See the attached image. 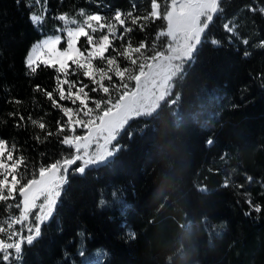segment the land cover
Instances as JSON below:
<instances>
[{
	"label": "trees",
	"instance_id": "trees-1",
	"mask_svg": "<svg viewBox=\"0 0 264 264\" xmlns=\"http://www.w3.org/2000/svg\"><path fill=\"white\" fill-rule=\"evenodd\" d=\"M32 2L29 9L24 0H0V139L9 148L16 145L14 158L26 157L28 178L41 163H54L72 152L58 136L45 140V133H55L57 122L64 124L66 118L42 91H34L36 85L53 91L57 71L41 65L31 74L25 67L30 48L58 34L62 22L52 17L75 16L83 9L111 21L117 10L141 17L151 11V0H48L44 22L34 26L29 14L42 7ZM158 2L163 14L164 1ZM246 6L264 7V0H222L223 12L214 17L175 79L172 94L155 113L130 122L132 134L121 133L115 141L120 151L112 159L85 176H69L53 218L34 245L25 246L21 264H83L79 253L84 241L88 250L104 248L102 264H264V48L259 47L264 16ZM233 19L239 39L234 36L229 44L222 25ZM139 23L146 25L143 32L125 21L133 31L123 42L113 41L117 50L129 39L133 46L142 40L150 46L157 29L166 27L163 20ZM212 39L223 47L207 42ZM168 42L161 36L139 60L145 63L163 52ZM79 47L84 49L83 39ZM118 60L122 68L132 67ZM95 64L103 66L98 60ZM68 78L91 87L79 73ZM113 83H120L115 76ZM117 95L113 92L114 100ZM12 112L24 121L10 117ZM30 116L45 123V130L33 126ZM225 180L229 187L223 186ZM249 198L261 212L245 215ZM10 214L18 211H5L0 202V219Z\"/></svg>",
	"mask_w": 264,
	"mask_h": 264
},
{
	"label": "snow or ice",
	"instance_id": "snow-or-ice-1",
	"mask_svg": "<svg viewBox=\"0 0 264 264\" xmlns=\"http://www.w3.org/2000/svg\"><path fill=\"white\" fill-rule=\"evenodd\" d=\"M16 2L19 4L21 0ZM24 2L26 7L33 8L32 0ZM34 3L36 7H42L40 15L35 12L29 14V19L35 26L44 22L48 14V0H44L43 5L41 0H34ZM221 4L222 0H164V12L161 14V3L151 0V11L143 17L134 16L133 12L122 13L117 10L112 17L116 23L102 22L107 18L100 13L85 15L83 9L80 10V15L84 17L82 23L70 18L68 13L52 17L53 20L62 22L63 27H58L56 32L63 34L47 36L35 43L25 58V67L31 74H35L41 65L57 71L56 87L53 91L41 89L39 85L35 86L34 91H42L52 102V106L66 118L64 124L57 122L55 133H45V140L53 135L58 136L59 143L72 152L54 163H41L38 168L32 169L31 178H28L25 174L28 171L26 157L19 155L14 158L16 145L13 144L9 148L8 142L0 139V202L4 204L5 211L12 208L18 211V215L10 214L7 219H0V264H21L25 246H33L42 236V227L53 218L62 190L68 183L70 170L71 174L85 176L91 168L104 165L120 151V145L114 142L121 133L127 131L131 136L132 133L128 130L130 122L135 118L151 115L149 108L140 107L141 84L147 79L148 69L151 67L150 64L139 60L140 55L153 48L155 41L161 36L172 38L174 25L182 26L187 22H198L193 39L200 43L214 17L223 12ZM133 8L135 9V5ZM246 10L252 13L259 11L264 16V7L246 6ZM141 19L153 22L163 20L166 27L157 29L150 46L146 40L133 46L129 39L117 50L110 37L124 41L125 34L133 31L132 27L125 26L126 20H130L132 25L138 26L143 32L146 25L139 23ZM117 24L123 28L119 36L116 34ZM222 27L229 44L232 43V37L239 39L234 19L223 23ZM97 32L101 35L94 38ZM82 39L85 45L83 50L78 47ZM62 42L66 43L63 50L58 47ZM207 42L216 47H223L222 42L217 39ZM241 43L248 45L249 41L243 39ZM259 47L264 48V41H261ZM110 50L115 54L106 55ZM244 55L247 57L249 53L246 51ZM118 57L123 58L132 67L122 68ZM97 60L101 62L102 67L95 66L93 62ZM77 73L89 80L91 87L82 80L68 78L69 75ZM113 76L119 80V84L113 83ZM132 82L134 86L129 87ZM53 92L58 94V99L54 97ZM113 92L118 94L115 100ZM90 93L99 94V98ZM61 101L69 102L72 107L65 106ZM12 102L20 103L19 100ZM9 116L18 117L19 122L24 121L23 115L16 112L9 113ZM28 119L33 126L41 131L45 130V123L32 119L31 116ZM16 126L19 127L20 123ZM77 127L85 130L83 135L75 134ZM66 130L69 134H64ZM36 140L44 142L39 136ZM213 142L209 139L207 144L211 146ZM21 167H24V172L19 171ZM246 179L251 182L253 178L248 176ZM223 186L229 187V181L225 180ZM238 187L243 188V185ZM10 200L16 202L9 203ZM245 203L250 208L245 215L262 210L261 206L254 205L250 198L246 199ZM100 204L103 205L104 201L101 200ZM130 235L134 238V233ZM79 254L83 256V250ZM96 255L99 257L106 253Z\"/></svg>",
	"mask_w": 264,
	"mask_h": 264
},
{
	"label": "rangeland",
	"instance_id": "rangeland-1",
	"mask_svg": "<svg viewBox=\"0 0 264 264\" xmlns=\"http://www.w3.org/2000/svg\"><path fill=\"white\" fill-rule=\"evenodd\" d=\"M35 14L40 15L41 11L39 10ZM84 14L89 15L91 13L84 11ZM69 17L75 19L79 23H82L84 19V17L80 15V12H78L75 16H69ZM108 22L116 23L113 19H111V21H105L104 23H108ZM197 23L198 22H187L182 26L174 25L172 38H169V42L166 48L164 49V51L155 55L154 59L150 58L145 62V64H150L151 67L148 69L147 79L142 81L141 84V91H140L141 109L147 107L151 110V114H153L157 111V109L160 107L162 102L172 94L175 79L181 75L185 65L188 64L190 59H192V54L199 44L193 39V36L196 33ZM74 26L75 25H70V27H74ZM125 26L127 27L126 24ZM62 27L63 24L61 28ZM122 32H123V28L119 24H117L116 26L117 36H119ZM58 34L62 35L63 33H58ZM99 35H101V33L97 32L94 38H98ZM48 36H54V35H48ZM110 39H113V41L116 40L113 37H110ZM58 47L61 50H63L66 47V43L62 42L60 45H58ZM93 63L95 64V61ZM95 66L102 67L101 65H96V64ZM84 131H85L84 129L77 127L75 134L83 135ZM94 148L95 146H93L92 150H94ZM70 175H72L71 170H70ZM84 242H85V246L83 244ZM84 242L82 243V247H81V250H83V256L81 258L82 263L98 264L99 262V264H102L104 262V258L106 255L98 257L96 254L106 253L104 248H95L88 250L86 241ZM91 254L94 255V258L92 257Z\"/></svg>",
	"mask_w": 264,
	"mask_h": 264
}]
</instances>
